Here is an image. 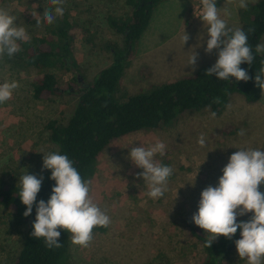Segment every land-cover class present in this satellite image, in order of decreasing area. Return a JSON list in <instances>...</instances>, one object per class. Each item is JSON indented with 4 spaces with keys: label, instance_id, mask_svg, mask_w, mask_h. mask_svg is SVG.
<instances>
[{
    "label": "rangeland",
    "instance_id": "rangeland-1",
    "mask_svg": "<svg viewBox=\"0 0 264 264\" xmlns=\"http://www.w3.org/2000/svg\"><path fill=\"white\" fill-rule=\"evenodd\" d=\"M0 6L16 14L17 23L23 24L29 35L46 33L48 24L37 26L36 19L51 7L49 0H0ZM217 7L230 26L240 25L238 0H221ZM225 7L230 16H224ZM64 9L78 29L72 53L84 78L80 77V81H91L112 61L104 44L113 41L123 45L122 34L108 25L107 16L124 17L130 14L131 7L126 0H65ZM200 10V0H162L154 8L148 27L133 47L119 95L148 90L216 61L217 50L211 54L204 51L208 36L198 17ZM184 29L190 39L183 46ZM194 49L199 55L198 67L193 71L186 64ZM48 70L61 86L73 76L62 67ZM40 71L15 66L7 57L0 62V82L15 79L20 84L12 98L0 104V176L15 185H19L23 172L38 178L51 173L50 169L42 171L43 153H37L58 151L49 139L46 124L51 119L66 122L78 100L75 90L79 84L47 99L33 98L31 82ZM211 112L208 107L183 111L170 125L126 134L101 152L88 180L94 201L107 211L111 224L102 231L93 230V240L87 248L74 245L70 233L67 264H203L206 253L190 231L191 226H197L191 220L192 214L198 210L201 191L208 185H218L222 168L238 150L235 147L264 149V93L258 101L249 103L241 93L234 92L214 119ZM241 129L243 136L238 135ZM202 133L206 141L203 147L198 143ZM157 139L166 144V151L155 159L174 171L168 191L153 199L147 195L143 178L136 176L143 169L131 161L129 152L134 146L147 147ZM200 230L206 236L205 230ZM24 231L13 214L0 205V264H14ZM226 264L247 262L238 257L233 246Z\"/></svg>",
    "mask_w": 264,
    "mask_h": 264
},
{
    "label": "trees",
    "instance_id": "trees-1",
    "mask_svg": "<svg viewBox=\"0 0 264 264\" xmlns=\"http://www.w3.org/2000/svg\"><path fill=\"white\" fill-rule=\"evenodd\" d=\"M162 0H126L131 7L130 14L124 17L107 16L108 25L123 36V45L107 41L104 48L112 54V61L102 68L91 81L83 78L81 69L73 56L72 46L78 32L76 24L67 13L57 17L53 24L46 26L44 35H29L30 42H21V51L11 59L15 66L33 67L41 70L32 82V96L35 99H47L52 94L75 90L78 100L74 111L66 122L51 119L46 128L49 139L58 147L61 154H66L77 168L82 178L88 180L95 171L96 161L101 152L115 139L126 134L147 129H156L170 125L177 116L186 110H199L204 107L219 113L226 107L234 92L241 93L249 103L261 97V90L255 85V73L261 67L264 56H256L253 65L242 63L241 68L252 77L249 81H231L217 79L215 74L206 76V70L214 63L201 66L191 74L164 81L132 94L119 95L121 80L133 53V47L148 27L154 8ZM221 0H217V5ZM240 25L249 33L248 42L255 54V45L264 38V0L249 2L248 8L239 9ZM29 32V31H27ZM29 34V33H28ZM62 67L73 73L67 84H58L56 75L48 69ZM84 79V78H83ZM220 97V103L213 98ZM47 174L37 195V201L50 198L55 181ZM19 185L9 183L0 176V205L9 210L13 217L25 227L21 249L14 264H67L69 257L70 233L60 229L59 242L62 247L48 249L43 238L35 239L30 233L35 221L36 210L25 217L26 206L18 196ZM264 192V185H262ZM237 218L238 221H247ZM95 227L93 230H103ZM191 234L201 243L206 258L203 264H226V257L240 239V229L232 239L221 235L210 248L205 247V235L198 226H191Z\"/></svg>",
    "mask_w": 264,
    "mask_h": 264
},
{
    "label": "clouds",
    "instance_id": "clouds-1",
    "mask_svg": "<svg viewBox=\"0 0 264 264\" xmlns=\"http://www.w3.org/2000/svg\"><path fill=\"white\" fill-rule=\"evenodd\" d=\"M231 2V0H229ZM201 15L208 39L204 51L211 54L217 50L218 58L209 67L205 75L215 74L217 79L223 81H249L252 77L246 69L241 68L242 63L253 65L256 56H264V43L255 45V54L248 42L249 33L255 28L249 27L247 31L238 26H230L227 19L221 15L217 7V0H200ZM249 0H238V6L248 8ZM51 7L43 10L42 17L36 19L37 26L42 23L53 24L57 17H63L65 0H49ZM224 16H230V10L223 9ZM34 15V14H32ZM18 16L9 8L0 6V62L5 57L12 58L21 51V42H30L26 28L17 23ZM190 39L185 31L181 36L183 46ZM203 39V38H202ZM198 53L195 51L188 58L186 66L194 71L198 67ZM261 67L255 73V85L264 93V59ZM20 87L15 79L0 82V104L12 98L13 92ZM214 103H220V97L213 98ZM228 107H231L228 105ZM216 112H211V118ZM241 129L238 135L243 136ZM201 147L205 146V136L202 133L198 138ZM227 164L222 168V175L218 178V185H208L200 193L198 210L192 214L191 220L206 232L205 247L210 248L220 235L232 239L237 229H240V239L235 240L236 251L240 259L247 264H264V192L260 190L264 185V149L241 145L235 147ZM166 144L157 139L145 147L143 145L132 147L129 152L131 161L142 172L136 173L142 177L148 188L150 198H161L168 191V181L173 175V168L158 162L157 155H165ZM43 153L42 171L51 170L50 179L55 181L50 198L37 201L41 189L43 175L23 172L18 180V196L26 206L23 212L25 217L32 213L35 205L36 216L32 223L33 231L30 235L35 239L43 238L48 249L60 248V229L71 233V242L83 248L89 247L93 240L95 227L107 228L111 218L107 211L102 209L91 195V181L82 178L74 167V162L59 151L40 150ZM182 187V186H181ZM177 196V194H176ZM253 213L247 221L237 220L238 216Z\"/></svg>",
    "mask_w": 264,
    "mask_h": 264
},
{
    "label": "built area",
    "instance_id": "built-area-1",
    "mask_svg": "<svg viewBox=\"0 0 264 264\" xmlns=\"http://www.w3.org/2000/svg\"><path fill=\"white\" fill-rule=\"evenodd\" d=\"M202 12V10H200V13Z\"/></svg>",
    "mask_w": 264,
    "mask_h": 264
},
{
    "label": "crops",
    "instance_id": "crops-1",
    "mask_svg": "<svg viewBox=\"0 0 264 264\" xmlns=\"http://www.w3.org/2000/svg\"><path fill=\"white\" fill-rule=\"evenodd\" d=\"M190 5H191V2H190ZM190 5H189V6H190Z\"/></svg>",
    "mask_w": 264,
    "mask_h": 264
}]
</instances>
